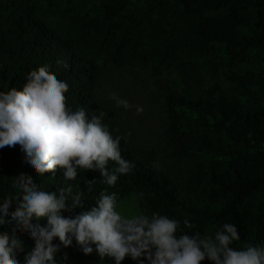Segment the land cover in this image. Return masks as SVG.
Returning a JSON list of instances; mask_svg holds the SVG:
<instances>
[{
    "label": "trees",
    "instance_id": "1",
    "mask_svg": "<svg viewBox=\"0 0 264 264\" xmlns=\"http://www.w3.org/2000/svg\"><path fill=\"white\" fill-rule=\"evenodd\" d=\"M146 8L148 16L141 11ZM184 22L200 41L195 58L177 28ZM246 26L256 32L248 41L241 36ZM249 46H264V0H0V91L22 88L29 72L47 65L68 82L69 107L83 106L89 115L103 111L113 136L120 134L100 95L110 67L152 61V74L162 76L198 62L209 81L199 92L183 80L164 99L168 156L190 164L179 174L153 167L126 138L121 153L135 168L115 186L91 170H81L75 181L65 180L61 170L39 177L19 146H5L0 149V199L17 195L13 182L21 174L45 191L69 185L73 193L83 191L84 209L65 215L90 208L105 189L123 202L142 192L141 211L188 219L195 228L185 231L212 236L223 223H234L241 239L233 247L264 243V54L253 48L248 55ZM223 83L232 86L226 96H221ZM184 173L190 174L186 184L179 181ZM22 238L30 250L34 241L26 234ZM23 258L18 254L21 264ZM56 260L114 264L95 251L85 255L74 238L71 246L61 245ZM122 264L136 262L126 258Z\"/></svg>",
    "mask_w": 264,
    "mask_h": 264
},
{
    "label": "clouds",
    "instance_id": "2",
    "mask_svg": "<svg viewBox=\"0 0 264 264\" xmlns=\"http://www.w3.org/2000/svg\"><path fill=\"white\" fill-rule=\"evenodd\" d=\"M68 91V82L57 78L47 65L29 72L22 88L0 91V149L19 146L28 167L39 177L49 172L55 176L61 170L65 180L75 181L81 170H91L115 186L120 176L135 168L121 153L125 137L113 136L103 111L89 115L83 106L69 107ZM109 99L125 110L133 107L115 92L109 93ZM142 111L137 106V112ZM13 187L16 196L0 199V227L8 229L0 231V264H21L20 253L23 264H57L61 245L71 246L73 238L85 255L95 251L101 260L111 258L114 264L126 258L136 264H202L205 260L264 264V243L241 249L232 246L241 239L236 224L225 222L212 236L185 231L195 228L188 219L181 222L159 212L134 210L142 192L125 205L118 193L105 189L90 208L65 215L84 209L83 191L73 193L71 185L45 191L24 174L15 177ZM25 234L34 241L30 250L22 238ZM57 239L59 243H54Z\"/></svg>",
    "mask_w": 264,
    "mask_h": 264
},
{
    "label": "rangeland",
    "instance_id": "3",
    "mask_svg": "<svg viewBox=\"0 0 264 264\" xmlns=\"http://www.w3.org/2000/svg\"><path fill=\"white\" fill-rule=\"evenodd\" d=\"M146 6L147 4L144 8ZM141 11L144 14L147 12V16L150 12L147 8ZM177 28L183 33L182 42L190 48L193 57H197L200 41L192 28L185 22ZM255 34V30L251 26L241 29V36L246 41L251 40ZM253 48L264 54V46H249L245 53L249 55ZM152 66V61H149L147 63H130L124 66L110 67L108 72L106 70L107 75L104 76L100 95L103 97L110 124L130 142L133 149L144 160L149 161L153 167L177 175L183 168H189L190 164L188 161H174L168 156L167 145L169 139L165 96L167 92L179 89L183 80L192 81L194 91L199 92L209 86V81L202 64L198 62L192 68L177 67L170 69L162 76H154ZM223 89L221 96H226L232 91V86L223 83ZM110 92H115L119 97L128 100L133 107L128 110L117 107L115 102L109 99ZM137 106H142L143 111L138 113ZM179 181L182 184L188 183L190 174L184 173L179 176ZM132 196L127 197L124 201L125 205L128 204ZM136 204L137 208L134 210L141 211L138 198ZM99 264L107 263L101 261Z\"/></svg>",
    "mask_w": 264,
    "mask_h": 264
}]
</instances>
